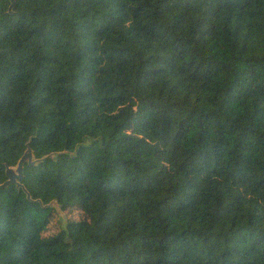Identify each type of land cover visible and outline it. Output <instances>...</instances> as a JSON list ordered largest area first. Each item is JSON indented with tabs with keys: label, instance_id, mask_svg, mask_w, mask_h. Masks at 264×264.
Masks as SVG:
<instances>
[{
	"label": "trees",
	"instance_id": "obj_1",
	"mask_svg": "<svg viewBox=\"0 0 264 264\" xmlns=\"http://www.w3.org/2000/svg\"><path fill=\"white\" fill-rule=\"evenodd\" d=\"M8 4L0 264H264V0Z\"/></svg>",
	"mask_w": 264,
	"mask_h": 264
},
{
	"label": "water",
	"instance_id": "obj_2",
	"mask_svg": "<svg viewBox=\"0 0 264 264\" xmlns=\"http://www.w3.org/2000/svg\"><path fill=\"white\" fill-rule=\"evenodd\" d=\"M15 0H10L8 5V12H10L14 6ZM52 155V154H48ZM45 157V156H44ZM38 161L35 159L32 153V150L29 147L23 151L21 156L18 158L17 162L14 165H6L5 166V180L0 182V189L7 187L10 184H15L16 186H22V177H23V164L28 162L29 164H34ZM48 206L54 207L57 212L61 211V207L56 203L55 200H51ZM65 219L62 220V226L65 224Z\"/></svg>",
	"mask_w": 264,
	"mask_h": 264
},
{
	"label": "rangeland",
	"instance_id": "obj_3",
	"mask_svg": "<svg viewBox=\"0 0 264 264\" xmlns=\"http://www.w3.org/2000/svg\"><path fill=\"white\" fill-rule=\"evenodd\" d=\"M52 208H53V213L47 225L41 231L40 236H50L52 234H55L60 229L63 219H65V221H68V220H79V219L87 218L85 210L80 205L61 208L60 212H57V210L54 207Z\"/></svg>",
	"mask_w": 264,
	"mask_h": 264
},
{
	"label": "flooded vegetation",
	"instance_id": "obj_4",
	"mask_svg": "<svg viewBox=\"0 0 264 264\" xmlns=\"http://www.w3.org/2000/svg\"><path fill=\"white\" fill-rule=\"evenodd\" d=\"M9 3H10V0H9ZM9 5V4H8ZM8 9V8H7Z\"/></svg>",
	"mask_w": 264,
	"mask_h": 264
}]
</instances>
